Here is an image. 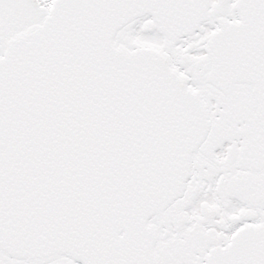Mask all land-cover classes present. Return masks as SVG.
<instances>
[{
  "label": "snow or ice",
  "instance_id": "obj_1",
  "mask_svg": "<svg viewBox=\"0 0 264 264\" xmlns=\"http://www.w3.org/2000/svg\"><path fill=\"white\" fill-rule=\"evenodd\" d=\"M0 264H264V0H0Z\"/></svg>",
  "mask_w": 264,
  "mask_h": 264
}]
</instances>
